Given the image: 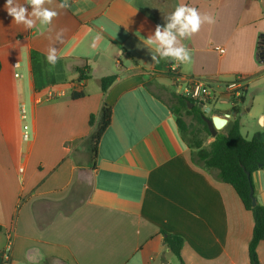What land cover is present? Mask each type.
I'll return each instance as SVG.
<instances>
[{
	"label": "crops",
	"instance_id": "obj_1",
	"mask_svg": "<svg viewBox=\"0 0 264 264\" xmlns=\"http://www.w3.org/2000/svg\"><path fill=\"white\" fill-rule=\"evenodd\" d=\"M67 2L52 32L42 35L38 27L13 22L0 0V264L9 238V264H29L33 255L36 264H181L163 246L162 231L183 239L184 264H250L251 213L216 170L193 161L170 105L187 79L220 85L239 78L243 102L231 120L240 123L243 112L251 136L264 132V64L255 57L264 3ZM180 3L215 23L182 41L190 62L153 63L155 46L147 39ZM60 29L57 64L70 74L58 79L50 70L53 84L36 90L30 52L44 56L53 43L48 36ZM84 66L78 81L76 68ZM109 75L116 80L101 93L99 81ZM73 90L84 96L70 99ZM26 104L31 137L24 141L26 112L21 119L20 108ZM103 105L111 108V120L92 158L88 137ZM251 179L264 206V169ZM256 248L258 264H264V241Z\"/></svg>",
	"mask_w": 264,
	"mask_h": 264
},
{
	"label": "trees",
	"instance_id": "obj_2",
	"mask_svg": "<svg viewBox=\"0 0 264 264\" xmlns=\"http://www.w3.org/2000/svg\"><path fill=\"white\" fill-rule=\"evenodd\" d=\"M263 40L264 35L260 33L255 47V55L258 62L259 53L264 47ZM29 58L34 88L41 90L45 86L53 84V75L45 62V55L31 51ZM85 68L87 67L76 68V72L79 74L78 81L84 79L81 75ZM167 75L174 76L171 72ZM115 80V75L101 78L99 81L101 93H104ZM83 96L82 92L73 90L71 91L70 99L77 100ZM187 102L193 103V107L189 108ZM242 102L243 95L239 98V103ZM171 103L170 111L175 118L180 138L192 151L193 161L203 165L205 168L216 170L217 177L234 190L243 208L251 213L253 228L247 253L250 264H258L256 247L260 242L264 241V206L257 202L255 206H252L249 192L250 188H253L252 174L264 169V132H255L249 139H246L241 134L240 123L237 118L227 126L226 133H218L208 144V147L205 148L203 147L204 139L211 136L204 122V117L206 116L204 111L195 102L177 93L174 94V100ZM231 110L237 115L239 113V104L233 106ZM187 118L191 120L190 123H187ZM110 120L111 108L103 105L99 120L88 137L89 151L92 154V158L95 157L99 140L109 126ZM93 124L94 117L91 115L88 125L92 127ZM246 173L249 174V177L246 176ZM161 234L163 235V246L176 257L179 263L184 264L181 258L183 239L164 231Z\"/></svg>",
	"mask_w": 264,
	"mask_h": 264
},
{
	"label": "clouds",
	"instance_id": "obj_3",
	"mask_svg": "<svg viewBox=\"0 0 264 264\" xmlns=\"http://www.w3.org/2000/svg\"><path fill=\"white\" fill-rule=\"evenodd\" d=\"M68 6L67 0H60L59 3H56V0H24L23 3H19L18 0H6L4 7L17 25H23L26 30L38 27L43 35L52 32L51 26L59 15L58 9H65ZM164 19L166 23L163 26L157 24L154 33L147 39L149 46H155V50L151 51V60L157 64L161 60L190 62L191 53L182 41L198 33L205 23H215V18L210 14H202L197 8L184 3L178 4ZM64 31L60 29L55 31L54 35L48 36L53 41L45 53V62L49 70L54 68L60 59L55 45L63 42ZM100 38L98 34L95 40ZM36 261L35 255L29 257V264H36Z\"/></svg>",
	"mask_w": 264,
	"mask_h": 264
},
{
	"label": "built area",
	"instance_id": "obj_4",
	"mask_svg": "<svg viewBox=\"0 0 264 264\" xmlns=\"http://www.w3.org/2000/svg\"><path fill=\"white\" fill-rule=\"evenodd\" d=\"M216 49L219 53L223 52L222 48L218 47ZM12 66L13 68H18L19 67L18 62H14ZM14 77L19 78L21 77V75L18 72H15ZM244 88H245L244 83L239 78H235L229 82H224L220 85L212 84L202 79L191 78V79H187L186 85L182 87L181 90H179L178 88L177 89L175 88V90L177 94H180L183 97L195 102L203 111H205V109L208 108L210 112L213 103H216L220 99H226L230 101L231 109L236 104H240L239 98L241 95H243ZM231 109L228 113H226L227 114L226 116L219 113H213L211 115V116H219L227 120L226 124L223 126L222 129L226 128L229 125L230 120L232 119V115L234 112ZM20 114H21V119H25V111L23 109V106H21L20 108ZM27 130H28L27 126L23 124L22 139L24 141L28 140L29 138V134ZM11 248H12V240L11 238H9L3 249L2 264L10 263Z\"/></svg>",
	"mask_w": 264,
	"mask_h": 264
},
{
	"label": "rangeland",
	"instance_id": "obj_5",
	"mask_svg": "<svg viewBox=\"0 0 264 264\" xmlns=\"http://www.w3.org/2000/svg\"><path fill=\"white\" fill-rule=\"evenodd\" d=\"M264 3V0H261ZM246 33L242 34V36H245ZM246 38V36H245ZM244 38V39H245ZM63 67V65L61 64H57L54 68L51 69L52 72H54L56 74V77L59 78H67V76H69L70 73H68L66 70H60ZM90 82V80H89ZM95 86V83H93V81H91L90 83V89H92V87ZM246 104H248V102H246ZM231 107V103L230 101L226 100V99H220L219 101H217L216 103H213L211 111L209 113H206V117L210 118V116L213 113H224L226 110L230 109ZM219 110V111H218ZM25 112H26V119L24 120V124L27 126V132L29 134V136L31 137V130H30V126H29V116H28V106L27 104L25 105ZM187 123H190V119L187 118L186 119ZM232 121V120H231ZM240 123H241V133L242 135L246 138L249 139L251 137V130H250V124L251 121L249 119L246 118L245 114L243 112H241L240 114ZM227 128L222 129L221 131H219V133H226L227 132ZM212 141V138H205L204 142H203V147L207 148L208 144ZM174 259V262L176 263V259Z\"/></svg>",
	"mask_w": 264,
	"mask_h": 264
},
{
	"label": "water",
	"instance_id": "obj_6",
	"mask_svg": "<svg viewBox=\"0 0 264 264\" xmlns=\"http://www.w3.org/2000/svg\"><path fill=\"white\" fill-rule=\"evenodd\" d=\"M264 42V40L262 41ZM256 57V55H255ZM257 58V57H256ZM259 63L264 64V47H262V50L259 53ZM189 108L193 107V103H189ZM209 109L206 108L204 113H208ZM227 114H224L226 116ZM204 122L206 123L207 129L210 133L211 138H215L216 135L219 133V131L223 128V126L226 124L227 120L225 118L219 117V116H211L210 118L204 117ZM259 124H261V121H259ZM246 176L249 177V174L246 173ZM249 197L251 200V205L255 206L257 199L254 197L253 188H250Z\"/></svg>",
	"mask_w": 264,
	"mask_h": 264
}]
</instances>
